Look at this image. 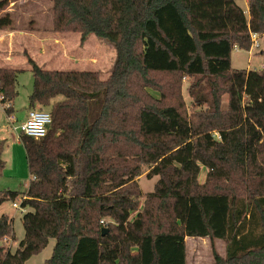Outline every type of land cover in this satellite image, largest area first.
<instances>
[{"label": "trees", "instance_id": "obj_1", "mask_svg": "<svg viewBox=\"0 0 264 264\" xmlns=\"http://www.w3.org/2000/svg\"><path fill=\"white\" fill-rule=\"evenodd\" d=\"M242 1L53 0L54 32L104 40L115 60L101 80L95 71L43 69L25 54L28 108H48L51 124L43 138L18 136L28 210L23 239L14 252L0 246V264H24L50 239L44 264H186V237L223 241L225 256L213 252V264H264V64L230 65L232 50L264 36V0H246L247 16ZM7 4L0 0V11ZM11 25L0 14V29ZM17 73L0 67L11 103ZM4 166L0 157V176ZM248 169L260 174L253 191ZM143 173L157 177L145 195ZM18 195L0 193V204ZM8 238L2 215L0 242Z\"/></svg>", "mask_w": 264, "mask_h": 264}, {"label": "rangeland", "instance_id": "obj_2", "mask_svg": "<svg viewBox=\"0 0 264 264\" xmlns=\"http://www.w3.org/2000/svg\"><path fill=\"white\" fill-rule=\"evenodd\" d=\"M8 4L0 14L8 12L12 18V25L9 28L0 29V64L11 65L18 70L16 75L15 92L12 100V112H0V157L5 162L4 169L0 176V193L10 191L18 192L15 200H7L0 204V217L5 215L11 221L14 240L11 238L0 242V246L9 248L14 252L18 243L23 239L24 230L22 215L28 208H21L20 203L23 194L26 192L31 176L27 170V163L24 149L18 139L20 132L14 131L12 127L18 126L23 120L24 113L28 111V97L32 91L33 77L25 57L29 55L38 66L47 70L60 71H95L99 79L104 80L112 70L115 60V51L111 44L100 40L92 35L84 42L80 41L78 32H54L53 26V0H7ZM247 16L246 0L238 2ZM258 48L248 51L234 49L230 56V65L234 70L262 69L264 56L260 54L264 48V36L258 39ZM157 80H161L159 77ZM190 79H183L180 87L182 102L189 106L191 99L188 95ZM161 83H165L162 79ZM63 98L57 97L54 101ZM226 96L222 97V105L226 104ZM169 103H175V99H169ZM35 110L49 111L48 108ZM14 116L11 122L8 115ZM21 116L19 119L18 117ZM17 117V119H16ZM9 123V124H6ZM10 123H12L10 125ZM251 176L249 185L253 191L258 186L259 173L248 169ZM206 171L202 170L199 182L203 183ZM234 181H239V175H233ZM157 177L147 178L146 173L137 178L138 188L141 195L153 190ZM16 204L18 208L12 205ZM55 244L50 239L44 249L33 255L24 264H44L51 257ZM213 252L221 258L225 256V244L220 240L207 238L185 239V261L186 264H213Z\"/></svg>", "mask_w": 264, "mask_h": 264}, {"label": "built area", "instance_id": "obj_3", "mask_svg": "<svg viewBox=\"0 0 264 264\" xmlns=\"http://www.w3.org/2000/svg\"><path fill=\"white\" fill-rule=\"evenodd\" d=\"M251 42V49H257L259 44L258 38L255 34H251ZM11 108L12 103L6 98H4L3 94L0 91V112L7 114V110H10ZM7 119L9 122H11L13 119L12 115H8ZM11 124L12 123H10V125ZM50 124L51 116L48 111L32 109L28 110L25 120L21 122L18 126L12 127V129L14 131L18 130L20 134L25 135L27 137H31L33 139H40L46 135ZM12 206L14 208H18V206L14 203Z\"/></svg>", "mask_w": 264, "mask_h": 264}, {"label": "crops", "instance_id": "obj_4", "mask_svg": "<svg viewBox=\"0 0 264 264\" xmlns=\"http://www.w3.org/2000/svg\"><path fill=\"white\" fill-rule=\"evenodd\" d=\"M5 64H6V63H5ZM5 64H2V63H1V64H0V67H1V68L3 67V68H12V69H13V67H12L10 64H9V65H5ZM39 67H40V66H39ZM28 110H29V109H28ZM27 112H28V111H27ZM26 114H27V113H24L23 120L20 121V122H23V121L25 120V118H26ZM12 117L14 118V116H12ZM20 117H21V116H19L18 118L21 119ZM16 119H17V117H16ZM6 124H8V123H6ZM185 239H186V238H185Z\"/></svg>", "mask_w": 264, "mask_h": 264}, {"label": "water", "instance_id": "obj_5", "mask_svg": "<svg viewBox=\"0 0 264 264\" xmlns=\"http://www.w3.org/2000/svg\"><path fill=\"white\" fill-rule=\"evenodd\" d=\"M104 233H105V232L102 230V233H101V234L103 235Z\"/></svg>", "mask_w": 264, "mask_h": 264}]
</instances>
